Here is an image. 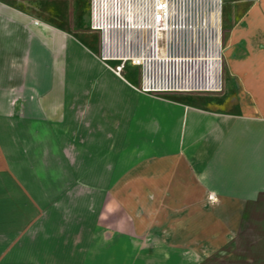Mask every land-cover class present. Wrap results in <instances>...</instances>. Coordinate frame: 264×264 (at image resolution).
Here are the masks:
<instances>
[{
	"label": "crops",
	"instance_id": "crops-1",
	"mask_svg": "<svg viewBox=\"0 0 264 264\" xmlns=\"http://www.w3.org/2000/svg\"><path fill=\"white\" fill-rule=\"evenodd\" d=\"M227 1L224 89L156 94L0 0V264H264V0Z\"/></svg>",
	"mask_w": 264,
	"mask_h": 264
},
{
	"label": "built area",
	"instance_id": "built-area-1",
	"mask_svg": "<svg viewBox=\"0 0 264 264\" xmlns=\"http://www.w3.org/2000/svg\"><path fill=\"white\" fill-rule=\"evenodd\" d=\"M225 0H90L100 60L123 76L140 69L144 93H218L224 89ZM211 199L216 197L212 194Z\"/></svg>",
	"mask_w": 264,
	"mask_h": 264
},
{
	"label": "rangeland",
	"instance_id": "rangeland-1",
	"mask_svg": "<svg viewBox=\"0 0 264 264\" xmlns=\"http://www.w3.org/2000/svg\"><path fill=\"white\" fill-rule=\"evenodd\" d=\"M17 2L20 0H12ZM26 9L33 13L44 15L45 19L55 21L60 25L73 29L76 33L84 36L90 44L95 46L100 52L101 34L98 31H91L89 27V3L90 0H21ZM228 10V1L224 7V14ZM126 76L135 84L140 85L137 80V70L129 69ZM212 195V194H211ZM215 196V195H214ZM210 197V196H209ZM216 200V198H215ZM156 241H145L141 243V253L137 255L139 264H191L197 262L229 264L231 258L236 261H242L246 257L252 256L244 253L245 246L237 250L230 256L229 248L226 247L214 254L200 256L187 251H170L167 258L164 254H152ZM252 259L248 260L251 261ZM240 263H243L241 262ZM170 262V263H169ZM237 262V263H238Z\"/></svg>",
	"mask_w": 264,
	"mask_h": 264
}]
</instances>
